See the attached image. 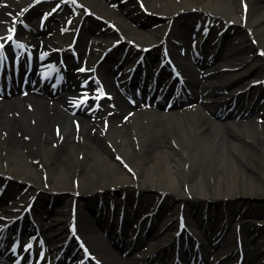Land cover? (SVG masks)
<instances>
[{"label":"bare ground","instance_id":"1","mask_svg":"<svg viewBox=\"0 0 264 264\" xmlns=\"http://www.w3.org/2000/svg\"><path fill=\"white\" fill-rule=\"evenodd\" d=\"M35 1L0 0V37L4 38L0 39L4 44L0 49V177L31 184L25 195L8 189L3 195L11 200L7 204L0 190V209L7 212L5 215L0 212V234L24 214L34 186L62 192L65 202L68 196L72 198L67 194L71 191L91 194L86 200L80 198V204L73 209L67 205L58 207L50 223L41 228L49 264H54L55 256L74 230L84 249L73 246L69 251L75 249V255L85 262L88 253L105 251V259L96 257L101 264H138L133 259L122 262L123 258L114 252L108 240L98 234L101 226L108 229L112 244L119 238L121 245L125 235L131 232L130 241L136 238L144 244L146 260L170 259L173 264H191V260H195L194 264H216L220 255L213 254L222 253L221 250L232 245L229 236L239 228L244 240L245 264H264L263 229L258 236H255L258 229L250 232L256 224H264V102H254L255 95L264 94L260 89L264 83H250L262 78L258 76L264 74V59L256 64L249 57L255 49L264 53V0H135L120 11L113 10L108 0H76L75 4L60 0L62 11L47 16L42 31L32 29L24 36L19 22L30 23V19L37 17L40 7L30 9ZM90 10L106 21L95 25L87 16ZM145 10L159 14L161 24L145 29L147 23L142 19ZM189 14H198L203 19L193 26L191 21L171 26L170 20ZM199 22L211 35L221 37V47H230L229 52L237 51L239 65L222 63L223 56L217 49L203 47L198 52L187 47L182 53L180 48L185 46L188 36L197 32ZM218 22L227 26L225 33L216 26ZM111 23H115L117 33L109 31ZM57 26L66 30L65 35L71 41L77 39V57L67 49L71 43L64 47L63 36L54 33L47 37L48 32H56ZM11 28H15L14 33L9 31ZM233 29L243 33L232 35ZM8 35H13L12 41L6 40ZM249 36L256 42L246 40ZM119 40L126 41L124 46L130 45V49L125 52L123 46L120 55H113L115 60L101 63L108 51L116 50ZM10 44L23 47L15 52ZM144 47L158 53L155 61L144 56ZM165 47L175 59L176 71L188 76L198 92L187 104L181 105L171 97L172 106L159 105L153 111L138 109L139 102L128 101L117 92L110 73L119 75L126 90L136 85L134 78L145 70L142 75L146 73V77L152 78L155 86L156 70L161 67L160 74L166 72ZM198 54L205 56L204 59L191 64L192 57ZM58 57L64 60L63 71L55 69L54 61ZM79 64H85L80 68L84 72L89 67L101 72L108 88L101 90L97 99L109 97L112 108L90 115L80 110L72 113L70 107L75 101L67 96L81 89L80 79L84 76L76 71L80 66L75 67ZM32 65L36 72L31 76L28 70ZM252 66L256 74L251 81L253 72L247 76L229 69L240 68L235 70L240 72ZM20 74L25 78L21 85L2 86L1 81L8 75L14 78ZM65 75L68 88L65 95L57 96L53 85L57 76ZM246 83L249 86L242 88ZM231 118L237 125L228 122ZM36 164L45 168L44 177ZM122 193L127 198L115 205L117 212L123 211L129 221L117 233L110 230L103 218L104 211L111 210L108 200ZM162 194L164 202L155 216L150 208L157 205ZM16 195L18 199L13 197ZM44 198L48 197L42 194L40 203ZM257 198L262 199L258 207L244 210L251 199ZM99 200L103 207L97 213L92 212ZM239 201L243 206L236 210ZM41 209L32 212L34 219L50 217V211ZM174 210L187 215V228L202 241L198 250L189 233L184 239L187 229H179ZM238 214L241 216L236 220ZM204 215L208 216L207 221L202 220ZM91 219L96 229L90 226ZM133 223L135 228H131ZM13 242L10 240V245ZM30 253L27 251L25 257L35 259ZM189 253L190 258L186 257ZM212 255L213 262L208 260ZM18 263V255L0 253V264Z\"/></svg>","mask_w":264,"mask_h":264},{"label":"rangeland","instance_id":"2","mask_svg":"<svg viewBox=\"0 0 264 264\" xmlns=\"http://www.w3.org/2000/svg\"><path fill=\"white\" fill-rule=\"evenodd\" d=\"M48 8H49V6H47L45 9H48ZM201 17H202V16H200V15H198V14H189V15H181V16H178L177 19L174 21V27L181 26V25H183V24L186 23V22L189 23V21H191V22L196 21V20H198V19L201 18ZM186 19H187V20H186ZM92 20H93V19H92ZM93 21H94V24H95V25H100L98 21H96V22H95V20H93ZM190 25H191V24H190ZM246 40H248V38H246ZM84 41H85V40H84ZM255 55H256V53H252V54H251V58L254 57ZM109 107H110V104L108 103V105L106 106V108L102 109V111L105 112L106 110L109 109ZM105 144H106V143H105ZM106 146H107L108 148L112 147V145H107V144H106ZM109 146H110V147H109ZM35 166L39 167L40 174H41L42 177H44L45 172H46V171H45V168H44L42 165H38V164H36ZM122 166L125 167L126 165H122ZM20 186H21V185H20ZM133 189H134V188L132 187V190H133ZM33 191H35V189H33ZM40 195H41V194H40ZM55 196H56V197H55V200L57 199V201L55 202V203H57V206H58V205H59V206H62V205L64 204V196L61 195L60 193H59V194H56ZM87 196H90V195H87ZM87 196H86V197H87ZM118 198H120V197H118ZM251 200H252V202H251L252 206H250L251 204H248V205H246V206L244 207V210H246V209H248V210L255 209L256 207L259 206V201L262 200V199L257 198V199H251ZM70 202H71V199H68V200L66 201V204H68V203H70ZM241 203H242V201H239V202H238L239 205L237 206L236 210L240 209V207L243 206V205L240 206ZM259 208H261V207H259ZM244 210H243V211H244ZM262 210H263V208H262ZM257 227H258V232L260 233V229L263 227V225H261V226L257 225V226L252 227L250 232H251V233H254L255 230L257 229ZM262 229H263L262 234H264V228H262ZM231 237H232L233 239H237V236H234L233 234L231 235ZM235 248H236V246L229 247V248H228V252L234 250ZM228 252H227V253H228ZM231 264H237V260H236V258L232 261Z\"/></svg>","mask_w":264,"mask_h":264},{"label":"snow or ice","instance_id":"3","mask_svg":"<svg viewBox=\"0 0 264 264\" xmlns=\"http://www.w3.org/2000/svg\"><path fill=\"white\" fill-rule=\"evenodd\" d=\"M71 2L73 3V4H75L76 3V0H71ZM82 6V5H81ZM55 11V10H54ZM9 31L10 32H12V33H14L15 32V28H11V29H9ZM0 39H4L3 37H0ZM6 40L7 41H12L13 40V35H8L7 37H6ZM17 47H23V45H17ZM4 48V44H2V43H0V49H3ZM262 55H264V53H261ZM0 57H2V54H0ZM81 71H83V69H81Z\"/></svg>","mask_w":264,"mask_h":264}]
</instances>
